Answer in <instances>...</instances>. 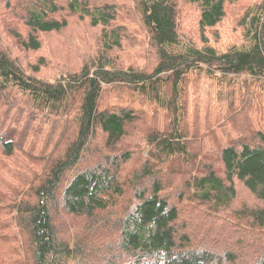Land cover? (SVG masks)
Instances as JSON below:
<instances>
[{
  "label": "trees",
  "instance_id": "obj_1",
  "mask_svg": "<svg viewBox=\"0 0 264 264\" xmlns=\"http://www.w3.org/2000/svg\"><path fill=\"white\" fill-rule=\"evenodd\" d=\"M57 1L0 11L21 23L0 31V264H264V0L224 50L206 34L237 0H186L200 42L180 0ZM73 21L98 31L77 70L48 80L13 57ZM204 79L215 93L189 107ZM237 182L258 204L233 208Z\"/></svg>",
  "mask_w": 264,
  "mask_h": 264
},
{
  "label": "rangeland",
  "instance_id": "obj_2",
  "mask_svg": "<svg viewBox=\"0 0 264 264\" xmlns=\"http://www.w3.org/2000/svg\"><path fill=\"white\" fill-rule=\"evenodd\" d=\"M121 1H126L124 3L128 4L131 2V0ZM256 1L258 0H237L234 6L231 5V8H227L225 13L226 17L223 19V21L207 32L206 38L208 42L221 50L226 49L230 45L239 44L241 42V36L237 25L238 19L240 18L241 14ZM57 2L63 3L64 0H58ZM5 5L7 6L6 0H0V11L5 9ZM195 14L196 11L193 5L188 4L186 0L179 1L177 17L179 33L181 36L187 39L200 42L198 39ZM14 19L15 18L11 16H7L5 21H0V31L2 33L9 31L10 28L12 29L14 26H18V29H21V23L19 21L15 23ZM135 31H137V29L134 26H129V32L131 35L135 34ZM97 40V30L90 29L87 23L73 21L70 22L68 28L61 33L44 36L42 38V49L39 52L22 51L14 43H10V49L13 57H17L21 67L26 72H31L32 66L36 65L39 59H43L45 64L40 68V76L48 80H54L61 73L75 71L80 67L81 64L88 61L89 58H92V56L95 57L97 54ZM145 47L148 51L150 50L146 44ZM125 61L130 63L136 62L137 65L141 64L140 59L136 60V58L129 53L126 55ZM122 64L125 65V62ZM195 84L197 85V88H194L193 92L189 93V98L191 101L189 107L192 108L196 107L198 103L203 104L212 97L213 93H215L214 85L205 79L202 81H197ZM146 128H153V126L149 127L146 126V124H138L136 127V129L139 131H145ZM213 142L215 141H210V143ZM200 147L201 149L205 150L203 145ZM205 147L207 146L205 145ZM212 163L218 170V174L222 175L223 171H221L220 162L214 160ZM175 184L177 187L176 189L180 190V187L177 186V179ZM236 188V198L232 205L234 209L252 207L258 204L256 198L252 196L241 183L237 182ZM74 224L78 226L81 223L78 222ZM193 228L198 230L199 225L193 224ZM63 230L64 234H71L72 231H75V226L72 224L70 227H67ZM106 237L112 239L113 235L109 234ZM93 261L96 263L95 259Z\"/></svg>",
  "mask_w": 264,
  "mask_h": 264
}]
</instances>
